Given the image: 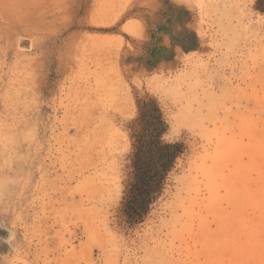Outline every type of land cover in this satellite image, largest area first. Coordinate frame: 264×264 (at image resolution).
<instances>
[{
  "label": "rangeland",
  "instance_id": "1",
  "mask_svg": "<svg viewBox=\"0 0 264 264\" xmlns=\"http://www.w3.org/2000/svg\"><path fill=\"white\" fill-rule=\"evenodd\" d=\"M148 100L182 153L137 219ZM0 264H264V0H0Z\"/></svg>",
  "mask_w": 264,
  "mask_h": 264
},
{
  "label": "trees",
  "instance_id": "2",
  "mask_svg": "<svg viewBox=\"0 0 264 264\" xmlns=\"http://www.w3.org/2000/svg\"><path fill=\"white\" fill-rule=\"evenodd\" d=\"M138 129H134L130 154V180L124 194V212L140 219L161 194L176 159L182 153L178 142H166V123L160 108L151 100L140 105Z\"/></svg>",
  "mask_w": 264,
  "mask_h": 264
}]
</instances>
